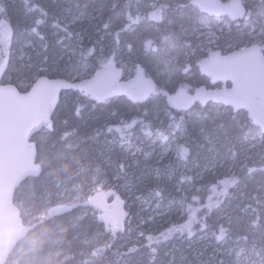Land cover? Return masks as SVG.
<instances>
[{"label":"snow or ice","instance_id":"snow-or-ice-1","mask_svg":"<svg viewBox=\"0 0 264 264\" xmlns=\"http://www.w3.org/2000/svg\"><path fill=\"white\" fill-rule=\"evenodd\" d=\"M19 7L26 17L40 12L41 18L33 19L29 31L45 40L39 26L45 22L47 10L30 0H20ZM12 8L11 0H0V73L8 63L14 37L8 19ZM141 11V0H70L53 17L56 42L68 50L67 59L60 57V62L51 68V76L57 78H50L48 68L38 71L23 92L11 81L0 80V132L30 123L50 132L60 128L81 133L75 122L84 109L114 103V97L145 102L143 107L155 105L165 116L169 137L174 129L177 139L183 141L178 155L183 158L184 172L178 177L168 174L172 165L168 151L160 154L155 175L129 183L126 173L133 166L136 152L118 161L115 170L107 171L113 168L111 158L102 160L95 147L100 129L82 133L93 145V155L108 182L115 178L124 183L126 193L136 199L142 198L143 185L154 184L148 189L147 199L156 202L161 214H165L161 209L165 197L162 185L176 179L167 194L168 209L186 216L180 227L166 228L155 237L149 234L146 239L151 243L147 245H126L121 249L110 243L109 264H144V258L137 257L142 251L151 264H157L161 249L173 239H191L195 235L192 224H199L196 212L200 209L194 210V205L205 208V215L213 211V205H205L197 195L201 191L197 184L223 197L216 200L215 212L229 226L220 223L219 234L212 232L210 253L205 247L195 250L191 258L183 254L177 257L173 248L164 252V264H264V0H162L158 6L152 3L145 7L143 15ZM222 17L234 25L227 41L222 39V30L219 35L215 30ZM141 19L155 21L159 27L153 38L142 45L132 71H128L118 66L119 37L131 23L138 24ZM76 26L90 29V42L96 38L94 46L86 51L83 32L73 31ZM110 30L116 39L108 46L101 33L109 35ZM126 48L131 53L132 43ZM207 79L216 86L215 90H209ZM193 80L197 81L195 85ZM218 82H223L224 87ZM61 90L70 93L64 108L59 103ZM169 137L164 138L165 146ZM165 160H169L168 165ZM250 164H259L260 168ZM257 171L259 179L252 175ZM186 180L191 181L189 186H185ZM120 203L117 196L115 207ZM124 215L115 211L109 222L111 237L124 231ZM204 230H208L207 223ZM206 253L208 258L204 259Z\"/></svg>","mask_w":264,"mask_h":264},{"label":"trees","instance_id":"trees-1","mask_svg":"<svg viewBox=\"0 0 264 264\" xmlns=\"http://www.w3.org/2000/svg\"><path fill=\"white\" fill-rule=\"evenodd\" d=\"M69 2L70 0H30L33 5H42L48 13L43 17L45 22L39 26L40 33L45 37V40L41 41L29 31L33 19L41 18L40 12L36 11L31 17H26L20 10V0H11L13 8L8 19L13 25L14 37L8 63L4 68L5 82L11 81L19 86L20 91H24L30 83L31 76L46 68L50 70L51 78H57L51 76V68L60 62V57L67 59L68 50L56 42L54 33L57 29L52 27L53 17L59 15L61 8ZM160 2L162 0H141V15L145 7L152 3H157L158 6ZM158 27L157 22L144 19L138 24L131 23L127 32H122L119 37L121 43L118 46L120 49L118 66L123 65L128 71H132L133 62L138 59L142 45L153 38ZM230 27L234 25L223 31L224 41L229 39ZM73 31L83 32L85 51L87 47L94 46L96 38L92 37V41H89L90 29L87 26L83 28L76 26ZM60 34L63 35V32L61 31ZM101 36L108 46H111L116 39L115 32L111 30L109 35L101 33ZM72 43L75 44V37ZM128 43L133 45L131 53L126 48ZM21 56L23 61L20 60ZM45 57L48 58L46 63ZM127 76L128 73L125 72L124 78ZM196 83L197 81L193 80V85ZM207 84L209 90H215L216 86L212 85L209 79ZM69 96V92L62 94L60 100L62 108L66 107L65 100ZM113 100L114 103L110 102L106 106L84 109L80 119L75 122L81 133L57 128L54 132L42 131L34 136L38 148L37 160L42 165V173L37 178L24 181L17 189L14 199L21 209L24 222L38 225L18 243L7 264H109L108 247L115 241H108L107 226L103 224L95 208L89 204V197L94 189L104 182L107 183V179L104 169L93 155V145L82 133L86 130L100 129L101 134L95 147L102 160L107 161L111 158L113 168L107 171L115 170L116 163L123 159L124 154L137 151L133 166L126 173L129 183H139V178L152 171V167L155 169L158 166V158L152 154L159 152L162 141L165 137H169L165 116L155 105L143 107L142 104L145 102L133 103L127 97H116ZM171 123L169 120L168 124ZM69 127L71 128L72 125L70 124ZM109 127L111 131H108ZM172 133L169 137L172 143L178 145L183 143L182 140L177 139L174 129ZM179 135L183 136V133ZM171 161L168 174L178 177L176 172L178 168L184 166L183 158L178 153L176 156L171 154ZM164 164L168 165L169 160H165ZM219 179L226 177L220 176ZM111 182L112 179L109 183ZM176 183L174 179L165 181L162 185L165 189L163 204H166L167 194L173 190L172 186ZM186 183L190 185L191 181L186 180ZM113 184L122 183L116 181ZM152 186L154 184L146 183L142 186L143 192L148 194V189ZM196 187L201 189L197 195L205 205H213V211L205 215V208L199 204L194 205V210L200 209L196 212L199 224H192L195 235L191 239H173L171 244L176 246V251L184 242H192L205 234L212 237L213 231L219 234L220 223H223L219 220V214L215 212L214 207L216 200H222L223 197L207 190L201 184H197ZM209 197L212 199L209 200ZM132 214L131 210L130 215ZM185 220L186 216L183 212L181 218L151 235L155 237L158 232L166 228L180 227ZM205 223L208 225V230H204ZM224 226L229 225L224 224ZM149 234L147 230L144 231L143 244L140 246L151 243L146 239Z\"/></svg>","mask_w":264,"mask_h":264},{"label":"water","instance_id":"water-1","mask_svg":"<svg viewBox=\"0 0 264 264\" xmlns=\"http://www.w3.org/2000/svg\"><path fill=\"white\" fill-rule=\"evenodd\" d=\"M4 73L5 69L0 73V80H3ZM218 84L224 86L223 82ZM65 92L61 90L60 100ZM42 131L48 129L22 123L16 128H6L0 132V264H7L18 243L38 225L37 223L28 225L24 222L21 209L14 198L24 181L37 178L42 173V166L37 160V143L34 140V136ZM120 201L116 208V200L109 201L105 194L98 193L90 198L89 204L101 212L103 224L110 227L109 222L113 219L115 211L125 214L122 217L123 225L128 219L125 204L121 199Z\"/></svg>","mask_w":264,"mask_h":264},{"label":"rangeland","instance_id":"rangeland-1","mask_svg":"<svg viewBox=\"0 0 264 264\" xmlns=\"http://www.w3.org/2000/svg\"><path fill=\"white\" fill-rule=\"evenodd\" d=\"M222 23L216 25V32H220L221 30H227L229 29V19L222 17ZM6 79H4L5 81ZM8 80V79H7ZM220 87L222 84H219ZM174 142V141H173ZM175 143V142H174ZM172 143L169 140V143L167 146H165L164 140L162 141L161 145L159 146V152H156L155 154H152L159 158L160 154L166 153L168 151L171 152L174 156L177 155L178 153V148L179 145L177 143ZM249 166L255 167L257 169L260 168L259 164H250ZM184 172V166L182 168H178L176 174L179 176L181 173ZM148 174L155 175V169L152 167V171H148ZM145 175V176H146ZM172 175V174H171ZM191 175V173H189ZM252 175H255L257 179L260 178V173L257 171V173H254ZM115 178H112V182L109 183H102L101 185L97 186L93 194L89 197L90 198L98 193H103L106 195L109 201H114L116 200L117 196L119 199H121L125 207L128 211V220L127 222L123 225L124 231L123 232H118L115 237H111L110 235L108 236V241H115L116 247L123 249L124 246L131 247L133 244L141 245L143 244V238L141 236V230L145 231L147 230L150 234L156 233L160 229H162L164 226L167 224H172L173 221L176 219H179L182 217L183 212H177L174 208L169 212L168 206H169V200H167L166 204H161V209L162 212L165 214H161V211H157L156 209V202L153 200H148L147 199V194L143 192V196L141 199H136L134 196H132L130 193H126L124 183L120 185L113 184V182H116ZM129 182V180H128ZM185 186H189L186 181L184 182ZM111 192H114L115 195L112 196L110 194ZM143 191V189H142ZM136 195H141L140 192H137ZM255 207V205H253ZM132 210L133 214L130 215V211ZM97 212L98 216L100 219L102 218L101 212L95 209ZM163 217L165 219L163 220ZM147 220L148 223L145 224L143 221ZM224 224L228 223L226 221H221ZM108 232H109V228ZM144 228V229H143ZM210 245H213L212 237L209 234H205L200 236L197 240H194L192 242H184L182 246L179 247V249L176 251L177 257H179L181 254L189 256L191 258L192 253L197 250V249H203L205 247H208L209 253L211 252V247ZM175 249L176 246L172 245L171 243L168 244L164 249H161V253L159 258L157 259V264H164L165 261V256L164 252L169 250V249ZM137 257H143L144 258V264H151V260L146 256L145 252H139L137 253ZM208 258V253H206L204 259Z\"/></svg>","mask_w":264,"mask_h":264},{"label":"bare ground","instance_id":"bare-ground-1","mask_svg":"<svg viewBox=\"0 0 264 264\" xmlns=\"http://www.w3.org/2000/svg\"><path fill=\"white\" fill-rule=\"evenodd\" d=\"M137 150H138V149H137ZM133 152H136V153H137V151H133ZM129 153H130V152H128L127 154H124V155H123V158H124L125 156L129 155ZM38 163H39V162H38ZM39 164H40V163H39ZM40 165H41V164H40ZM41 166H42V165H41ZM96 210H97V209H96ZM127 220H128V219H127ZM126 222H127V221H126ZM34 224H35V223H34ZM28 225H33V224H28ZM27 235H28V234H27ZM27 235H26V236H27ZM22 240H23V239H22ZM11 255H12V254H11ZM8 261H9V260H8Z\"/></svg>","mask_w":264,"mask_h":264}]
</instances>
